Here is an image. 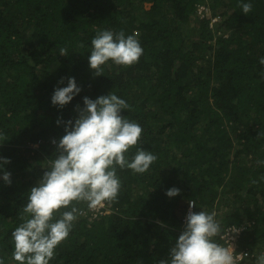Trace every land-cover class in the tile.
<instances>
[{"label": "trees", "instance_id": "obj_1", "mask_svg": "<svg viewBox=\"0 0 264 264\" xmlns=\"http://www.w3.org/2000/svg\"><path fill=\"white\" fill-rule=\"evenodd\" d=\"M249 2L246 16L240 5ZM200 6L209 15L201 18ZM98 30L138 33L143 55L127 67L109 61L95 76L89 56ZM262 57L264 0H0V157L11 161L3 166L10 185L0 171L5 264H19L11 234L57 155L66 122L78 118L85 97L111 91L130 105L121 115L143 129L129 158L143 148L157 160L144 174L118 168V202L97 214L78 204L87 215L49 264L167 260L189 201L196 212L215 211L222 229L242 226L240 244L256 264L264 254ZM68 78L81 91L54 106V90ZM173 187L180 194L169 198Z\"/></svg>", "mask_w": 264, "mask_h": 264}, {"label": "clouds", "instance_id": "obj_2", "mask_svg": "<svg viewBox=\"0 0 264 264\" xmlns=\"http://www.w3.org/2000/svg\"><path fill=\"white\" fill-rule=\"evenodd\" d=\"M240 7L246 16L253 9L250 2L242 3ZM138 35L126 36L123 30H98L91 40L89 56L94 75L102 76V66L109 61L126 67L137 63L143 55ZM60 55L67 56V49L60 48ZM259 63L264 65V57ZM59 83L63 84V79ZM80 91L75 79L68 78L66 87L54 90L52 104L63 108ZM83 104L82 109L77 106L78 118L66 122L57 155L48 161L49 169L37 186L31 188L21 215L23 222L11 234L14 243L11 258L19 264H49L55 258V249L68 238L78 218L87 215L77 207L78 204L86 203L91 211L104 207L106 202H118L122 186L118 168L144 174L157 160L156 155L143 148H137L135 155L129 158V150L138 144L143 129L137 122L121 115L122 111L130 109L124 99L111 91L95 100L85 97ZM0 140L6 138L0 134ZM52 143L57 142L53 140ZM9 163V159L0 157L2 179L8 185L11 184V173L3 166ZM179 194L180 190L175 187L166 192L169 198ZM69 207L70 210L60 212ZM194 208L195 201H189L184 229L171 247L169 258L161 259L158 264H238L243 255L234 252L227 236L239 229L235 226L222 229L215 211L196 212ZM218 237L226 239L227 243H218ZM0 264H5L2 257ZM256 264H264V254L257 258Z\"/></svg>", "mask_w": 264, "mask_h": 264}, {"label": "built area", "instance_id": "obj_3", "mask_svg": "<svg viewBox=\"0 0 264 264\" xmlns=\"http://www.w3.org/2000/svg\"><path fill=\"white\" fill-rule=\"evenodd\" d=\"M198 14H200V17L203 18V17L209 15V11H208L207 7L200 6L198 8ZM211 21L213 23V22L216 21V19L213 18ZM101 209H103V207L102 208H98L96 210H91L90 212H93L94 215H95L99 211H101ZM188 211H189V202L187 203L185 211H184V214L182 216L183 227L185 226V218H186V215H187ZM193 211H196V208H194ZM233 226H235V225H230V226L226 227L225 230H228V228H232ZM235 227L238 228L239 231L236 232V233L229 232L228 236H227V239H228L229 243H231V245L233 246L234 252L236 254L243 255L241 257V259L238 261V264H253L252 260H251V258H252L251 253L247 249L242 247L241 244H240L244 228L242 226H235ZM233 231H234V229H233ZM217 242L221 243V244H226L227 240L219 238V239H217Z\"/></svg>", "mask_w": 264, "mask_h": 264}]
</instances>
